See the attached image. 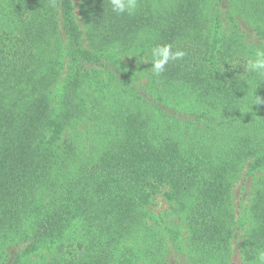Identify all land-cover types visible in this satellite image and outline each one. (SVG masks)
Returning <instances> with one entry per match:
<instances>
[{"label":"trees","instance_id":"obj_1","mask_svg":"<svg viewBox=\"0 0 264 264\" xmlns=\"http://www.w3.org/2000/svg\"><path fill=\"white\" fill-rule=\"evenodd\" d=\"M226 4L140 0L128 16L110 0H80L83 32L74 0H7L0 263L14 245V264L40 250L41 264H168L165 236L146 222L145 207L161 193L186 222L187 245L171 230L178 264H226L237 224L233 177L249 160L264 167V78L225 60L244 63L264 46V0ZM159 44L187 55L155 76L146 61ZM255 95L261 102L251 106ZM246 232L244 258L258 262L264 177Z\"/></svg>","mask_w":264,"mask_h":264},{"label":"rangeland","instance_id":"obj_2","mask_svg":"<svg viewBox=\"0 0 264 264\" xmlns=\"http://www.w3.org/2000/svg\"><path fill=\"white\" fill-rule=\"evenodd\" d=\"M225 5L226 10L231 8L229 1L226 0ZM7 0H0V16L5 7ZM75 3V14L81 29L85 30V27L81 21V14L79 9L80 0H74ZM239 20L243 27H247L246 21ZM231 22L227 20L225 25H230ZM249 29H251L248 26ZM82 40L85 41V35L82 34ZM129 68L134 72L136 80L143 84L148 83L147 74L144 73L143 69L139 66L135 59L128 61ZM66 70L63 71L62 76L66 75ZM83 129V127H81ZM69 133V131H67ZM250 161L244 162L240 169L236 172L233 177L232 193H233V208L236 211V221L235 225V237L231 245L229 255L226 260V264H261L258 262H250L244 258L243 254V242L246 238V230L250 224V207L252 203L253 192L259 185V181L264 177V167L261 168H251ZM147 211L146 222L149 226L153 227L156 232L165 236V240L168 244V264H178L177 258V243L171 237V230H178L177 240L184 245H187L188 231L186 227V222L182 219L173 208V205L166 199L163 194L154 195L151 198L150 203L145 207ZM7 255L0 264H14V259L16 255L15 246L9 245L6 248ZM47 254L46 250H40L38 252L32 253L24 257L21 264H41L44 256Z\"/></svg>","mask_w":264,"mask_h":264},{"label":"clouds","instance_id":"obj_3","mask_svg":"<svg viewBox=\"0 0 264 264\" xmlns=\"http://www.w3.org/2000/svg\"><path fill=\"white\" fill-rule=\"evenodd\" d=\"M110 5L111 10L117 15L132 16L138 11L140 0H110ZM251 38L255 41L258 39V36L253 32ZM186 55L187 52L183 48H174L171 44H159L150 50L151 59L146 62H151L152 73L155 76H160L166 70V66L170 62L182 60ZM225 61L229 62L233 69L243 66L245 73L254 74L258 78H264V46L256 47L254 54L248 57L244 63H237L232 60ZM223 65L222 67L224 69ZM259 102H261V97L255 95V97L251 99V106ZM257 258L261 264H264V250L258 252Z\"/></svg>","mask_w":264,"mask_h":264}]
</instances>
